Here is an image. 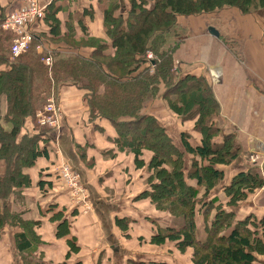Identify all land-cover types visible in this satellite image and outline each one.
<instances>
[{
	"label": "trees",
	"instance_id": "16d2710c",
	"mask_svg": "<svg viewBox=\"0 0 264 264\" xmlns=\"http://www.w3.org/2000/svg\"><path fill=\"white\" fill-rule=\"evenodd\" d=\"M108 1L101 37L76 38L70 14L67 33H61L57 15L62 7L57 0L47 4L27 52L12 57V34L0 29V233L7 228L20 230L14 239L22 264H52L30 257L31 231L37 223L22 220L13 208L21 205L22 192L31 186L27 171L37 159L48 157L55 131L38 126L35 114L59 88L72 86L84 90L87 120L94 130L97 122H107L115 132L108 139L115 149L132 154L135 169L155 172L150 189L141 196L170 220L164 226L155 225L150 244L170 242L180 254L189 253V264H264V214L236 217L238 208L246 206L262 187L263 179L250 167L222 185L228 199L225 204L212 198V190L223 180V171L217 167L229 166L240 148L233 132H221L219 106L207 79L192 72L182 74L174 62L178 16L225 8L250 14L264 9V0H125L127 10L119 0ZM4 17L0 13V23ZM36 34L48 44H64L77 52L67 57L53 52L52 63L46 66L44 55L34 51ZM81 50H87L88 56H82ZM148 52L152 60L146 59ZM157 99L181 124L192 123L191 132L169 135L145 111ZM153 180L156 183L151 184ZM45 183L38 180L36 187L42 189ZM59 222L56 238L67 237L66 219ZM115 224L124 231V219H116ZM67 244L71 252L77 251L73 238ZM137 264L178 263L169 257Z\"/></svg>",
	"mask_w": 264,
	"mask_h": 264
},
{
	"label": "crops",
	"instance_id": "0c3cea01",
	"mask_svg": "<svg viewBox=\"0 0 264 264\" xmlns=\"http://www.w3.org/2000/svg\"><path fill=\"white\" fill-rule=\"evenodd\" d=\"M51 1L55 2L41 0L44 4ZM119 1L127 10L128 3ZM56 4L62 7L57 15L62 22L61 33H67L65 23L70 14L76 38L83 34L102 36V15L108 0H57ZM21 6L23 0H0V13L5 16ZM176 23L179 46L175 63L182 74L192 72L207 79L219 106L218 119L226 133L235 134V145L240 148L229 166L217 167L223 171V180L212 190V198L225 204L228 199L222 185L236 173L254 167L263 185L249 197L246 206L238 208L236 217L242 219L250 212L261 216L264 162L259 168L248 158L255 153L264 157V9L243 15L235 8H225L197 16H178ZM209 28L217 36L211 35ZM36 40L42 49L34 51L44 57H51L53 52L64 57L77 52L64 44ZM79 53L88 56L87 50ZM84 93L76 87L62 86L55 97L50 96L60 108L61 125L51 134L48 157L37 159L27 171L31 186L24 189L21 205L16 206L22 220L37 223L33 231L42 241L38 247L32 246L30 257L52 264H137L169 258L165 253L170 251L172 256L175 250L170 242L163 246L150 244L155 225L164 226L170 219L155 211L150 199L141 197L147 190L145 168L135 169L133 155L116 150L109 142L115 132L107 122H97L95 130L89 124ZM4 110L2 104L1 111ZM145 111L155 116L172 137L191 132L192 123L181 124L158 99L148 104ZM193 138L198 140L197 135ZM148 158L145 156V161ZM64 166L77 176L78 189L63 178ZM38 180L47 181L42 189L36 187ZM31 205L34 211L29 208ZM60 216L66 219L70 232L67 237L56 238ZM116 219L125 220L126 231L117 227ZM7 229L0 233V264L2 260L17 264L14 238L20 230ZM69 238L75 240L77 251H70Z\"/></svg>",
	"mask_w": 264,
	"mask_h": 264
},
{
	"label": "built area",
	"instance_id": "2783aa9c",
	"mask_svg": "<svg viewBox=\"0 0 264 264\" xmlns=\"http://www.w3.org/2000/svg\"><path fill=\"white\" fill-rule=\"evenodd\" d=\"M48 4V3H47ZM41 2V0H23V6L15 9L11 13H8L1 22V28L5 32L12 34L11 54L12 57H17L22 53L31 49V45L34 39V31L36 30L38 23L44 16V10L47 6ZM42 49L41 46H35V50ZM147 59L152 58L150 53H147ZM50 56L42 58V62L46 66H50ZM152 73V69H150ZM36 123L40 127H46L57 130L60 127L61 113L59 106L55 103L53 98L47 100L46 105L41 111L35 114ZM251 164L262 168L264 157L258 156L257 153L249 156ZM61 174L66 182L73 188L78 189L77 176L71 173L70 169L64 166L61 169Z\"/></svg>",
	"mask_w": 264,
	"mask_h": 264
},
{
	"label": "rangeland",
	"instance_id": "374dc122",
	"mask_svg": "<svg viewBox=\"0 0 264 264\" xmlns=\"http://www.w3.org/2000/svg\"><path fill=\"white\" fill-rule=\"evenodd\" d=\"M6 6V5H5ZM22 7V6H21ZM20 8V7H19ZM12 11H14V10H11V12ZM11 12H8V13H11ZM0 25H1V23H0ZM0 29L3 31V32H5V30H3L2 28H1V26H0ZM5 33H9V32H5ZM178 41L176 40V43H177ZM10 53H11V46H10ZM149 53V52H148ZM151 54V53H150ZM11 56H12V54H11ZM146 56H147V54H146ZM146 59H147V57H146ZM149 59V58H148ZM150 60H152V58L150 59ZM49 62H51L52 63V60H50ZM175 62V61H174ZM151 69H153V65L151 66ZM52 98V97H51ZM50 99V98H49ZM48 100V99H47ZM55 101V100H54ZM45 104V103H44ZM220 124V128H221V132L224 134L227 130H225L224 128H223V122L222 123H219ZM144 170V172H143V174H144V178H145V182H146V187H147V189H150V182H151V180L153 179H150V177L152 176V173L155 175V172L154 171H150L149 169H143ZM145 174L147 175V177H145ZM156 180H153V182L151 183V184H153V183H156L155 182ZM142 197V196H141ZM143 198V197H142ZM51 203H53V202H51ZM55 204V203H54ZM54 206H56V205H54ZM152 206V205H151ZM29 208L31 209V210H35V208H34V206H29ZM13 210L14 211H16V212H21L18 208H13ZM7 230H10V228H8ZM127 230V227L125 226V229H124V231H126ZM31 233L33 234V237H34V246L35 247H38V245L39 244H41L42 243V241L40 240V238L39 237H37L36 235H35V233H34V231H33V227H32V231H31ZM2 234H0V236H1ZM168 247H170V246H168ZM175 249V248H174ZM189 253L187 252V253H185V254H180L179 252H178V250H173V254H172V256H174V258L170 255V251H168L167 253H165V255H167V257H170L172 260H174L176 263H178V264H189V262H188V260H189V257H190V255H188ZM33 258V257H32ZM33 259H35V258H33ZM66 259V258H65ZM2 260V259H1ZM68 260V259H67ZM2 262H3V264H5V262L2 260ZM15 262L17 263V264H22V261H21V259L19 260V255H16L15 256Z\"/></svg>",
	"mask_w": 264,
	"mask_h": 264
},
{
	"label": "water",
	"instance_id": "95a60500",
	"mask_svg": "<svg viewBox=\"0 0 264 264\" xmlns=\"http://www.w3.org/2000/svg\"><path fill=\"white\" fill-rule=\"evenodd\" d=\"M208 31H209V33H210L211 35H213V36H217V32H216L214 29L209 28Z\"/></svg>",
	"mask_w": 264,
	"mask_h": 264
}]
</instances>
